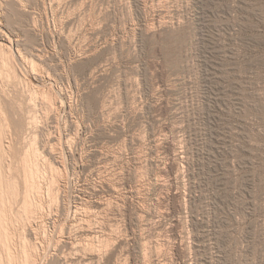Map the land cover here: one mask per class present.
<instances>
[{
  "label": "rangeland",
  "instance_id": "1",
  "mask_svg": "<svg viewBox=\"0 0 264 264\" xmlns=\"http://www.w3.org/2000/svg\"><path fill=\"white\" fill-rule=\"evenodd\" d=\"M0 42L6 161L30 142L60 173L15 264H264V0H0Z\"/></svg>",
  "mask_w": 264,
  "mask_h": 264
},
{
  "label": "bare ground",
  "instance_id": "2",
  "mask_svg": "<svg viewBox=\"0 0 264 264\" xmlns=\"http://www.w3.org/2000/svg\"><path fill=\"white\" fill-rule=\"evenodd\" d=\"M2 36V35H1ZM10 46V45H9ZM6 43H3V42H0V53L1 52H5V55L7 56L8 52H10V47H9ZM6 51H7V54H6ZM11 53V52H10ZM3 55V54H2ZM2 57V56H0ZM9 56L7 57H3L4 59L3 60H7V62H9ZM26 59V58H24ZM1 60V58H0ZM25 61V60H24ZM27 61V60H26ZM6 63V62H4ZM10 64V63H9ZM5 65V64H4ZM8 65V64H7ZM9 66V65H8ZM11 66V65H10ZM35 69V68H34ZM33 70V69H32ZM31 71V70H30ZM16 89V88H15ZM18 89V88H17ZM19 90V89H18ZM17 91V90H16ZM12 93V91H11ZM15 93V92H14ZM17 93V92H16ZM19 93V92H18ZM17 93V94H18ZM46 93V92H45ZM22 94V93H21ZM44 94V93H43ZM13 95V94H12ZM24 95V94H23ZM14 96V95H13ZM17 96V95H16ZM20 97V96H19ZM23 97V96H21ZM28 98V96H27ZM26 98V99H27ZM45 98V97H44ZM13 99V98H12ZM29 99V98H28ZM27 99V100H28ZM31 99V97H30ZM49 99V98H48ZM1 101V100H0ZM15 101V100H14ZM33 101V100H32ZM23 102V101H22ZM21 102V103H22ZM36 102V101H35ZM9 103V102H8ZM19 103V102H18ZM20 103V104H21ZM29 103V102H28ZM2 105V103H1ZM0 105V241H1V246H0V264H15L14 263V260L15 258L18 259V257H16V254L15 252L13 251V254H15V258H14V255L12 254V251H10V246L6 240L10 239L9 236H10V231H12V229L8 232V229H10V226L13 224H15L17 221H24L25 224H27L26 221L28 222H31V223H35V232L37 234V236L35 238L37 239H41L44 238V226L46 224L49 218V216L53 213V209H52V205L54 204L53 201L54 199L56 198V195L54 194V190L52 188V184L56 181V180H59L57 179L58 173L55 172V174H57V177L55 179V177L53 178V175L50 176L51 178L50 181H49V184L48 186H45L43 183H42V178L43 177V170H42V162H46L45 164H47V161H46V158L44 157L45 155L42 154V152L39 150V147H35L33 143H30L29 142V145H27L28 147H26L25 149H23V152H22V155L19 157V168H16L17 169H14L13 168V164H12V161L11 162H7L6 161V154H5V145L3 143V138L5 137L4 134H6V131H8L9 129V126H12L13 123L15 121H13V123L11 122L12 120L7 116V109L5 110L3 107H1ZM9 105V104H8ZM32 105V104H31ZM13 106V105H12ZM5 107V106H4ZM28 107V106H26ZM19 108V107H18ZM21 108V106H20ZM22 109V108H21ZM31 110V109H29ZM15 111V110H14ZM18 111V110H17ZM16 111V112H17ZM20 112V111H19ZM23 112V111H22ZM29 112V111H28ZM33 112V111H32ZM31 112V113H32ZM35 112V111H34ZM11 113V112H10ZM21 113V112H20ZM37 113V112H36ZM39 113V112H38ZM26 115V114H25ZM32 115V114H31ZM34 115V114H33ZM13 116V115H12ZM20 116V115H19ZM15 118V117H14ZM21 118V117H20ZM23 118V117H22ZM21 118V119H22ZM30 118H32L30 115L26 117L25 119V122H21V125L22 124H25V125H29V123H31L33 120H31ZM34 120H35V117H33ZM32 118V119H33ZM23 120V119H22ZM36 122V120H35ZM38 122V121H37ZM36 122V124H37ZM18 124V121L16 122ZM33 123V122H32ZM34 124V123H33ZM39 124V123H38ZM19 124V127L21 126ZM15 126V125H14ZM32 126L31 124L29 125V127ZM37 126V125H35ZM16 127V126H15ZM23 127V126H22ZM21 128V127H20ZM24 128V127H23ZM17 129V127H16ZM22 129V128H21ZM20 129V131H21ZM31 129V128H29ZM33 129V128H32ZM38 129V128H37ZM12 130V129H11ZM14 130V128H13ZM12 130V131H13ZM26 130V128H25ZM24 130V131H25ZM19 131V130H18ZM29 131V130H28ZM31 131V130H30ZM20 133V132H19ZM35 133V132H34ZM27 134V133H26ZM29 134V133H28ZM31 134V133H30ZM29 134V135H30ZM36 135V134H35ZM34 135V136H35ZM4 136V137H3ZM11 136V135H10ZM27 136V135H26ZM8 137V136H7ZM31 137V136H30ZM27 138V137H26ZM71 138V137H70ZM5 139V138H4ZM34 139V138H33ZM67 139V138H66ZM7 140V139H6ZM19 140V139H18ZM37 140V139H36ZM70 140V139H69ZM16 141V140H15ZM13 141V142H15ZM21 141V140H20ZM19 141V142H20ZM25 141V139H24ZM35 141V140H34ZM32 141V142H34ZM67 141V140H65ZM71 142V141H70ZM26 143V141H25ZM28 143V141H27ZM55 143V142H54ZM36 144V143H35ZM52 144V143H51ZM57 144V143H56ZM61 144V143H60ZM69 144V143H67ZM12 145V142H9L8 145H6L7 147L11 146ZM53 145V144H52ZM17 146V145H16ZM24 146V145H23ZM37 146V145H36ZM57 146V145H55ZM54 147V146H53ZM61 147V145H60ZM11 148V147H10ZM17 148V147H16ZM24 148V147H23ZM71 148V147H70ZM20 150V149H19ZM56 151V150H55ZM11 153V152H10ZM9 153V154H10ZM8 154V153H7ZM59 155V154H58ZM57 155V156H58ZM10 156V155H9ZM60 156V155H59ZM63 156V155H62ZM116 156V155H115ZM18 157V156H17ZM59 158V157H58ZM117 158V157H116ZM63 159V158H62ZM12 160V159H10ZM17 163V162H16ZM51 163V162H50ZM48 163V167L49 169L52 171L54 168L53 166ZM63 164V163H62ZM104 165V164H103ZM46 166V167H47ZM58 166V165H57ZM55 167V166H54ZM55 168H58V167H55ZM48 170V169H46ZM57 170V169H56ZM60 170V169H59ZM100 170V169H99ZM45 171V170H44ZM49 171V170H48ZM50 171V172H51ZM54 171V170H53ZM52 171V173H53ZM61 171V170H60ZM46 175V173H45ZM60 177V176H59ZM81 177V176H80ZM110 180V179H109ZM108 180V181H109ZM113 181V180H112ZM46 182V181H45ZM57 182V181H56ZM109 183V182H108ZM55 184V183H54ZM53 184V185H54ZM114 184V183H113ZM117 184V183H116ZM56 185V184H55ZM85 185V184H84ZM57 186V185H56ZM54 187V186H53ZM113 187V186H112ZM62 188V187H61ZM82 188V187H81ZM118 188V187H117ZM114 190V189H113ZM59 191V190H58ZM45 193L47 195H45ZM57 194V192H55ZM61 193V192H60ZM58 192V194H60ZM101 193V192H100ZM90 194V193H89ZM59 196V195H58ZM80 196V195H79ZM93 196V195H92ZM74 197V196H73ZM86 197V196H85ZM83 197V198H85ZM82 197L80 198L79 201H76V204H74L73 206V212L72 214L76 215L77 213H79L78 215H80V212L82 213L83 210H86L87 208V203H85L86 201H89V200H86L83 199ZM100 198V197H99ZM78 199V198H77ZM76 199V200H77ZM87 199V198H86ZM91 199V198H90ZM94 201V200H93ZM96 202H99V203H105L103 201H101L100 199H96L95 200ZM57 202V201H56ZM91 202V201H90ZM53 203V204H52ZM59 203V202H58ZM75 203V202H74ZM109 204V203H108ZM91 206V205H90ZM98 206V205H97ZM45 207H48V213L45 211ZM70 207H72L70 205ZM95 207V206H94ZM109 207V206H108ZM59 208V207H58ZM90 208V207H89ZM70 209V208H69ZM102 209V208H101ZM105 209V208H104ZM88 210V217L89 219L87 218H84L82 215V217L80 218H77L74 219L73 217L75 216H71L73 218L72 221L67 220V221H70L69 223V233L71 234V232L73 231L74 233L76 232V234L78 235L80 241L79 242H70V255L72 257H75V255H77L80 250L82 248H84V246L80 243L82 242L81 240H88L89 238L93 237L91 236L90 232H91V225H93L94 223L92 222V214H93V210L91 209H87ZM91 210V211H89ZM103 210V209H102ZM59 211V210H58ZM87 212V211H86ZM69 213V212H67ZM83 214V213H82ZM86 214V213H85ZM64 215V214H63ZM71 215V214H70ZM55 216V215H54ZM58 218V217H57ZM69 218V217H67ZM53 219V218H52ZM96 219V217H95ZM50 222V221H49ZM93 224H92V223ZM51 223V222H50ZM52 223H53V226H54V230H53V233L54 232H57L59 230V227L58 225L60 226V224L57 225V222L56 220H52ZM97 223V222H96ZM95 223V224H96ZM99 223V222H98ZM29 224V223H28ZM20 225V224H18ZM31 225V224H30ZM32 226V225H31ZM63 226V225H62ZM14 227V226H13ZM33 227V228H34ZM99 227V226H98ZM28 228V227H27ZM48 228V227H47ZM46 228V229H47ZM15 229V228H14ZM13 229V230H14ZM61 229V228H60ZM33 230V229H32ZM62 230V229H61ZM26 231V230H25ZM48 231V230H47ZM50 231V230H49ZM60 231V230H59ZM27 232V231H26ZM64 232V231H63ZM48 233V232H46ZM104 233V232H103ZM12 234V233H11ZM60 234V233H59ZM96 234V233H95ZM9 235V236H8ZM17 235V234H16ZM28 235V234H27ZM26 235V236H27ZM54 235V234H53ZM73 235V234H71ZM97 236V235H95ZM8 237V239H7ZM13 237V236H12ZM11 237V239L13 240V238ZM14 237H17V236H14ZM21 237V236H20ZM19 237V238H20ZM65 237H68L70 238V235L68 236H65ZM22 238V237H21ZM27 238V237H26ZM30 238V237H29ZM52 238V237H51ZM75 238V237H74ZM77 238V237H76ZM99 238V237H98ZM17 240V239H16ZM28 240V239H27ZM60 240V239H59ZM70 240V239H69ZM91 240V239H90ZM94 240V239H93ZM20 241V240H19ZM33 241V240H32ZM99 241V240H98ZM22 242H24L22 240ZM21 242V243H22ZM26 242V241H25ZM24 242V243H25ZM30 242V240H29ZM37 242V241H36ZM43 242V241H42ZM65 242V241H64ZM92 242V241H91ZM104 242V240H103ZM101 242V243H103ZM106 242V241H105ZM20 243V242H19ZM20 243V244H21ZM23 243V244H24ZM28 243V241L26 242ZM25 243V244H26ZM41 243V242H40ZM49 243V242H48ZM58 243V242H57ZM84 243V241H83ZM89 243V242H88ZM93 243V242H92ZM101 243H100V246H101ZM24 244V245H25ZM31 244V243H30ZM29 244V245H30ZM91 244V243H90ZM27 245V244H26ZM25 245V247H27ZM43 245V244H42ZM86 245V244H85ZM22 246V245H21ZM19 246V247H21ZM39 246V245H38ZM56 246V245H55ZM90 246V245H89ZM30 247V246H29ZM34 246H32L33 248ZM12 248V246H11ZM22 248V247H21ZM20 248V249H21ZM30 248V249H32ZM36 248V247H35ZM67 248V247H66ZM100 248V247H99ZM106 248V247H105ZM24 249V248H23ZM29 249V248H28ZM44 249V248H43ZM88 249V248H86ZM85 249V251H86ZM98 249V246L97 248ZM33 250V249H32ZM92 251H94L93 249H91ZM16 251V250H15ZM27 251V250H26ZM29 251V250H28ZM35 251V250H34ZM39 251V250H38ZM88 251V250H87ZM90 251V250H89ZM100 251V250H99ZM18 252V251H17ZM16 252V253H17ZM43 252V251H42ZM21 253V252H20ZM25 253V251H24ZM23 253V254H24ZM37 253V252H36ZM83 253V252H82ZM86 253V252H85ZM102 253V252H101ZM22 254V253H21ZM22 254V255H23ZM28 254V255H27ZM32 254H34L32 252ZM64 254V253H63ZM26 259L24 261L23 264H32V260L34 259H31L30 260V256L29 255V252H27L26 254ZM35 255V254H34ZM40 255V254H39ZM65 255V254H64ZM79 255V254H78ZM21 256V255H20ZM33 256V255H32ZM70 256V257H71ZM80 256V255H79ZM84 257H86L85 255H83ZM24 257V255H23ZM22 257V258H23ZM37 257V256H36ZM64 257V256H63ZM21 258V259H22ZM35 258V257H34ZM66 258V257H65ZM40 259V257H39ZM70 259V258H69ZM76 259V260H75ZM78 258H74L72 260V262H75V261H78V263H81L83 262V264H87V262L84 260V259H78ZM24 260V258L22 259ZM18 261V260H17ZM20 261V260H19ZM32 262V263H31ZM19 263V262H18ZM94 263V262H93ZM36 264V263H35ZM64 264V263H63ZM73 264V263H71ZM82 264V263H81ZM89 264V263H88Z\"/></svg>",
  "mask_w": 264,
  "mask_h": 264
}]
</instances>
